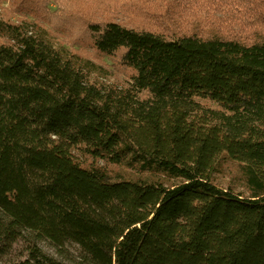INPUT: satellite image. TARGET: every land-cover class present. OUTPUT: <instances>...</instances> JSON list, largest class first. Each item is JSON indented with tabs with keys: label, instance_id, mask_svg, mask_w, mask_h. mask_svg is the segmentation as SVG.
Masks as SVG:
<instances>
[{
	"label": "trees",
	"instance_id": "1",
	"mask_svg": "<svg viewBox=\"0 0 264 264\" xmlns=\"http://www.w3.org/2000/svg\"><path fill=\"white\" fill-rule=\"evenodd\" d=\"M50 2L0 0V252L32 241L8 264H67L42 239L85 264H264L262 28L200 31L177 0ZM79 42L132 83L104 86ZM225 160L247 191L215 181Z\"/></svg>",
	"mask_w": 264,
	"mask_h": 264
},
{
	"label": "rangeland",
	"instance_id": "2",
	"mask_svg": "<svg viewBox=\"0 0 264 264\" xmlns=\"http://www.w3.org/2000/svg\"><path fill=\"white\" fill-rule=\"evenodd\" d=\"M82 4L95 2L101 7H111L126 11L124 8L125 0H72ZM181 7H184V16L192 21V27L200 31L220 32L230 34L232 32L252 36L253 31H264V27L257 18V13L261 10L260 0H177ZM58 0H51L49 8L51 11L58 8ZM9 5V1L3 3ZM78 5L75 6L78 8ZM80 7V6H79ZM81 18L88 16L87 10L81 8ZM14 20L20 22L22 14L14 15ZM32 20L33 17H30ZM63 34L60 32L59 40H62ZM69 47L68 43H64ZM77 51L81 55L91 57L101 69L94 72L96 79L102 82L104 86L114 84L119 87L128 86L132 82L129 77V69L125 65L115 62L111 57L101 55L96 52L89 44L77 43ZM93 76V75H92ZM126 172V171H125ZM128 171L126 172V174ZM214 179L221 185L231 186L235 190L247 191L243 177L239 171V164L234 161L225 160L221 162L218 170L214 173ZM32 243L28 231L14 241L5 250L0 252V264H8L14 261H21L28 257L30 244ZM36 243L42 251L53 256L67 264H85L82 261L81 250L75 242H67L63 247H59L48 239L37 240Z\"/></svg>",
	"mask_w": 264,
	"mask_h": 264
}]
</instances>
